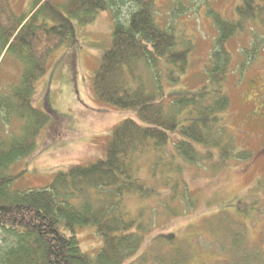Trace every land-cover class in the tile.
<instances>
[{"label":"trees","instance_id":"trees-1","mask_svg":"<svg viewBox=\"0 0 264 264\" xmlns=\"http://www.w3.org/2000/svg\"><path fill=\"white\" fill-rule=\"evenodd\" d=\"M107 8L114 18L111 46L102 53L93 90L104 103L135 109L144 124L123 119L113 128L103 158L57 172L48 186L13 190L9 166L32 152L51 116L33 105L35 81L53 50L77 45L71 18L87 23ZM235 14L229 19L212 13L217 37L206 78L188 89L174 87L191 45H182L173 29L159 23L154 0H33L31 10L21 14L9 0H0V64L11 57L21 69L17 82L0 88V264L200 263L197 248L174 232L160 231L147 240L142 224L133 229L136 222L126 218L123 199L161 193L138 176L142 157L154 158L153 177L158 166L176 170L187 162L214 172L252 157L250 150L236 147L228 126L232 56L226 43L248 23L264 27V0H240ZM246 57L252 60L254 54H244L240 74L249 64ZM168 144L172 156L185 162H163ZM156 182L173 189L179 184L166 173ZM237 202V211L246 215L257 205L256 200ZM203 221L208 236L196 233L195 238L217 247L215 264H264V252L247 243L245 225L234 214L223 210ZM88 225L102 237L94 256L81 250L75 234L76 227Z\"/></svg>","mask_w":264,"mask_h":264},{"label":"rangeland","instance_id":"rangeland-1","mask_svg":"<svg viewBox=\"0 0 264 264\" xmlns=\"http://www.w3.org/2000/svg\"><path fill=\"white\" fill-rule=\"evenodd\" d=\"M9 2L18 14L28 13L33 6V0ZM239 3L240 0H154L159 23L173 29L182 45H191L186 70L174 88L192 89L204 82L217 37L212 13L235 19ZM71 19L78 43L73 47L62 44L53 50L46 70L35 81L33 105L49 110L51 116L40 129L32 152L9 166L8 171L15 176L11 183L13 190L48 186L57 172L103 158L113 128L123 119L144 124L135 109L104 103L93 90V76L102 53L111 46L112 10L98 11L87 23ZM226 46L232 56L226 80L231 99L228 126L236 147L250 150L252 157L232 160L225 169L213 172L187 163L180 156L173 157L174 148L168 144L163 162H185V165L182 163L181 169L176 170L158 166L153 177L150 167L154 158L142 157L138 176L161 193L146 197L126 195L122 208L126 218L135 220L133 229L142 224L147 240L160 231H172L189 240L197 248V260L202 264H215L220 256L216 246H210L207 238L196 239V233L207 237L206 228H201L203 220L223 210L243 222L247 243L258 245L264 252V111L256 98L264 90V27L248 23L228 39ZM246 53L254 57L252 60L246 57L249 64L240 74L238 65ZM20 71L15 60L5 58L0 64V88L17 82ZM171 87L165 86L169 90ZM163 173L177 178L179 184L175 189L156 182ZM238 200H256L257 205L246 215L237 211ZM61 229L69 231L63 225ZM75 234L81 250L91 256L102 246V237L94 226L76 227ZM144 248L145 244L125 263Z\"/></svg>","mask_w":264,"mask_h":264},{"label":"flooded vegetation","instance_id":"flooded-vegetation-1","mask_svg":"<svg viewBox=\"0 0 264 264\" xmlns=\"http://www.w3.org/2000/svg\"><path fill=\"white\" fill-rule=\"evenodd\" d=\"M256 98L259 102L257 100H255V101H257L258 104H260L262 106V108H263L262 111H264V90L261 89L259 91V94L256 96ZM262 118L264 119V113L262 115Z\"/></svg>","mask_w":264,"mask_h":264}]
</instances>
